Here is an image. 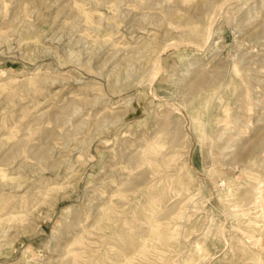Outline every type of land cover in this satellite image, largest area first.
Segmentation results:
<instances>
[{
  "label": "rangeland",
  "instance_id": "374dc122",
  "mask_svg": "<svg viewBox=\"0 0 264 264\" xmlns=\"http://www.w3.org/2000/svg\"><path fill=\"white\" fill-rule=\"evenodd\" d=\"M0 264H264V0H0Z\"/></svg>",
  "mask_w": 264,
  "mask_h": 264
},
{
  "label": "bare ground",
  "instance_id": "6f19581e",
  "mask_svg": "<svg viewBox=\"0 0 264 264\" xmlns=\"http://www.w3.org/2000/svg\"><path fill=\"white\" fill-rule=\"evenodd\" d=\"M207 36V35H206ZM206 38V37H205ZM209 38V37H208ZM208 38H206V39H208ZM208 41V40H207Z\"/></svg>",
  "mask_w": 264,
  "mask_h": 264
}]
</instances>
